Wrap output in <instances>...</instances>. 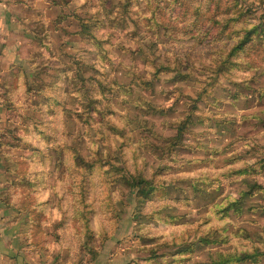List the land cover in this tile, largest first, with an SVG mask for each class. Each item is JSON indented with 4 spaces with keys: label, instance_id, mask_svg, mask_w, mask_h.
Here are the masks:
<instances>
[{
    "label": "rangeland",
    "instance_id": "rangeland-1",
    "mask_svg": "<svg viewBox=\"0 0 264 264\" xmlns=\"http://www.w3.org/2000/svg\"><path fill=\"white\" fill-rule=\"evenodd\" d=\"M42 1L0 50L31 260L264 264V0Z\"/></svg>",
    "mask_w": 264,
    "mask_h": 264
},
{
    "label": "crops",
    "instance_id": "crops-1",
    "mask_svg": "<svg viewBox=\"0 0 264 264\" xmlns=\"http://www.w3.org/2000/svg\"><path fill=\"white\" fill-rule=\"evenodd\" d=\"M38 1L42 0H0V44L6 45V47L0 45V50H3L4 55L7 53L8 57H12L16 46L19 48L18 45L10 44L14 41V37L29 35L34 38L30 29L32 25L36 27L44 22L46 26L49 24V19H39L32 13L37 9ZM40 3L45 4L43 8L49 9V0ZM6 35L9 37L7 38ZM17 55L21 54L17 53ZM2 168L0 164V264H38L28 256L26 251L28 248H25L22 242L20 227L22 219L19 211L9 205L4 198L7 183Z\"/></svg>",
    "mask_w": 264,
    "mask_h": 264
},
{
    "label": "trees",
    "instance_id": "trees-1",
    "mask_svg": "<svg viewBox=\"0 0 264 264\" xmlns=\"http://www.w3.org/2000/svg\"><path fill=\"white\" fill-rule=\"evenodd\" d=\"M144 181H138V183H137V186H141V184L143 183Z\"/></svg>",
    "mask_w": 264,
    "mask_h": 264
}]
</instances>
